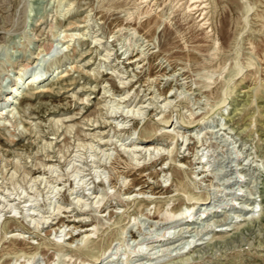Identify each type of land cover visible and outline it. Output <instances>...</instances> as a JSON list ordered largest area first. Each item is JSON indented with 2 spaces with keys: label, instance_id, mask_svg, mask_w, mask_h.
Masks as SVG:
<instances>
[{
  "label": "rangeland",
  "instance_id": "rangeland-1",
  "mask_svg": "<svg viewBox=\"0 0 264 264\" xmlns=\"http://www.w3.org/2000/svg\"><path fill=\"white\" fill-rule=\"evenodd\" d=\"M27 63L69 75L3 109L0 264H264V0H0Z\"/></svg>",
  "mask_w": 264,
  "mask_h": 264
},
{
  "label": "bare ground",
  "instance_id": "bare-ground-1",
  "mask_svg": "<svg viewBox=\"0 0 264 264\" xmlns=\"http://www.w3.org/2000/svg\"><path fill=\"white\" fill-rule=\"evenodd\" d=\"M155 1V0H154ZM167 4V3H166ZM195 5V4H194ZM153 8V7H152ZM197 8V7H196ZM201 13V12H200ZM158 16V15H157ZM81 25H79V24H76V25H73V26H71V28H77V27H80ZM68 28V27H67ZM69 28H70V26H69ZM149 29V28H148ZM70 35V34H69ZM68 36V35H67ZM71 37L73 36V35H70ZM217 38V37H216ZM66 41H67V39H65ZM51 47H52V45H51ZM51 49V48H50ZM138 53L136 52L134 55H132V56H127V60H128V62L129 63H131V62H133V61H136L139 57H140V55H137ZM39 55H40V53H37V55L36 56H34L33 57V60H38L39 59ZM133 57H135V58H133ZM33 62V61H32ZM34 64H36V62L34 61L33 62ZM248 65H251L250 63H248ZM33 67V65L30 63H27V64H25V65H23V67L19 70V72H18V75L14 78V81L10 84V85H3L1 88H0V93H2V97H1V95H0V129H3V128H5V121L4 120H2V118H3V109L4 108H9L11 105H13V104H16V103H18L19 102V99L21 98V97H23V96H26V97H28V95H27V93L26 92H24V90H26L25 88L27 87L28 89H30V95H36V94H39V93H45V92H48V89L47 88H40V86H42V84L44 83V82H48V81H53V79H54V77L55 76H57L58 77V79H63V78H65L66 76H68L69 75V73H67V72H62V71H56V74L55 75H53V71L51 72V73H49L48 75H37V74H30V75H27V76H25L26 75V73H27V71L28 70H30L31 68ZM20 68V67H19ZM260 75V74H259ZM41 84V85H40ZM26 86V87H25ZM20 87H25V88H23L22 90H19V88ZM236 109V108H235ZM244 116H246V114H244ZM244 116L242 117V118H244ZM251 117H252V115L251 116H249V118H248V120H250L251 121ZM195 119L193 118L192 120H189L187 123H191V122H193ZM162 121V123L164 122H167V119L166 118H163V120H161ZM193 124V123H192ZM164 126V125H163ZM188 126H192L191 124H189ZM152 127V126H151ZM149 128V127H148ZM146 129V128H145ZM152 131H154V129L152 130V128L151 129H147V131H144L141 135H140V137H138V140L137 141H139V143L141 144V143H146L147 141H149L150 140V136L152 135ZM168 133V135L170 134L169 133V131L168 130H166ZM211 132V131H210ZM1 135V134H0ZM170 135H172V134H170ZM173 136V135H172ZM172 136H171V138H172ZM2 137V136H1ZM3 139V138H2ZM13 140V139H12ZM151 141V140H150ZM134 147H138V145H133ZM151 148V147H150ZM143 149V148H142ZM140 147H138V150L139 151H141L142 150ZM148 150V148L145 150V151H147ZM129 151V150H128ZM130 151H135V149H131ZM201 162V161H200ZM199 174V173H198ZM175 186H176V190L177 189H179V190H182L183 191V184H182V181L181 180H179V182L178 183H175ZM136 193H137V195H139L140 193H142V192H140V191H136ZM139 193V194H138ZM131 196V194H128V196H127V198H129ZM143 196V195H142ZM197 198V197H196ZM195 198V199H196ZM148 199V198H147ZM174 201V200H173ZM168 202H171V200L170 201H168ZM195 202V201H194ZM197 202V201H196ZM199 203L200 204H205V203H208V200H206V197H203L202 199H200V201H199ZM168 204V203H167ZM185 205V204H184ZM148 206V205H147ZM155 206V205H154ZM169 207V205H159L158 204V206L156 205L155 206V209H154V211H155V215H156V219H159V220H161V221H163V222H174L176 219H178L179 217L181 218L182 216L181 215H183V213L181 212V209L182 208H178L177 207V209H175V208H172V209H174V210H170V209H168V207ZM189 206V205H188ZM188 206H186V207H188ZM181 207V206H180ZM137 208H139V206L137 207ZM141 208V207H140ZM191 208V207H190ZM189 209V208H188ZM187 208H186V210H188ZM190 210V209H189ZM218 210V209H217ZM184 211V210H183ZM153 212V211H152ZM187 212V211H186ZM213 212H215V211H213ZM148 213H150V212H146L145 214L147 215ZM187 213H189V212H187ZM151 214V213H150ZM153 214V213H152ZM185 215H186V213H185ZM154 216V215H153ZM187 216V215H186ZM185 216V217H186ZM184 218V217H183ZM135 223V222H134ZM61 226H63V224L61 225ZM66 226H68V224L66 225ZM77 226H73L72 228L73 229H75ZM86 227H88V228H85L83 231H80V232H78V233H76L75 235H73L71 232H65V234L67 235L68 233H70L69 235H68V239L69 238H74V236H78V235H80V233H82V232H84L83 234H81V241H84L85 243L87 242H91L92 241V239H93V237H92V234H94V233H97V231L99 230V228L98 227H96V226H94V225H87ZM56 232H57V229L55 230ZM88 231H90V232H88ZM73 232V231H72ZM50 231H49V235H50ZM56 242V241H55ZM54 242V243H55ZM83 242V243H84ZM95 242V241H94ZM93 242V243H94ZM108 242H110V241H108ZM82 243V244H83ZM86 243V244H87ZM85 244V245H86ZM90 244H92V243H90ZM195 244V243H194ZM198 244V243H197ZM78 245V244H77ZM77 245H75V246H77ZM87 245H89V244H87ZM86 245V246H87ZM68 246V245H67ZM72 246V245H71ZM84 246V245H83ZM83 246H81V247H83ZM110 246V245H109ZM78 247H80V246H78ZM76 248V247H75ZM86 248V247H85ZM88 248V247H87ZM87 248L86 249H84V250H87ZM91 248V247H90ZM108 248V247H107ZM106 248V249H107ZM81 249V248H80ZM79 249V250H80ZM105 249V248H104ZM83 250V249H82ZM81 250V251H82ZM89 250H91L90 252H92V248L91 249H89ZM95 251V250H94ZM93 251V252H94ZM102 251H104V250H102ZM85 252V251H84ZM96 253H98V252H96ZM101 253V252H100ZM106 253V252H105ZM91 255H93V254H91ZM104 255V252H102V254H100V255H94L93 256V258L89 261V263H83L84 262V260H83V262L81 263H77V264H98V263H100L103 259H105L106 257H108L109 255H106V256H103ZM33 255H31V257H32ZM66 256H68V255H66ZM87 256H89L88 254H87ZM68 259H71V256H69V257H67ZM68 259H66V261L64 262L63 261V263L62 264H76V263H70V261L68 260ZM27 260H30V259H27ZM108 260H110V259H108Z\"/></svg>",
  "mask_w": 264,
  "mask_h": 264
}]
</instances>
